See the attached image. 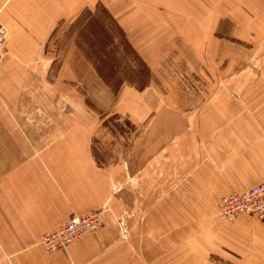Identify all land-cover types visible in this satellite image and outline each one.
Returning <instances> with one entry per match:
<instances>
[{"label": "crops", "instance_id": "1", "mask_svg": "<svg viewBox=\"0 0 264 264\" xmlns=\"http://www.w3.org/2000/svg\"><path fill=\"white\" fill-rule=\"evenodd\" d=\"M207 1L212 14L197 13L190 0H111L100 7L91 0H0V21L10 32L0 71V176L11 177L4 182L11 183V194L4 188L8 193L0 198V260L158 264L160 241L199 239L206 250L202 240L209 229L220 256L224 242L251 258L257 248H264V224L239 219L229 223L233 232L225 235L217 222L225 195L264 183V56L246 55L239 44L220 35L252 44L257 31L250 27L252 7L241 0ZM85 8L87 20L59 67H53L55 59L47 56V48L56 23ZM237 14L249 19L230 18ZM81 30L89 38L81 39ZM98 30L104 34L102 41L96 39ZM177 46L191 65H210L205 75L218 83L205 112L193 119L182 115L172 93L167 101L153 87L149 69L146 83L129 81L137 76L127 72L132 57L154 71ZM87 47L108 49L102 54L108 65L112 48H119L120 70L110 71L118 74H112L119 79L115 91L96 69L101 59H90ZM262 60V76L250 69L247 73L263 82L241 87L244 71L237 72V66ZM245 91L246 104L239 102ZM115 95L116 102H109ZM86 99L102 111L129 117L134 125L150 118L128 167H98L91 142L103 133ZM108 143L113 154H121ZM106 207L102 227L66 251L51 254L40 245L44 233L73 216ZM125 211L134 217H124Z\"/></svg>", "mask_w": 264, "mask_h": 264}, {"label": "rangeland", "instance_id": "2", "mask_svg": "<svg viewBox=\"0 0 264 264\" xmlns=\"http://www.w3.org/2000/svg\"><path fill=\"white\" fill-rule=\"evenodd\" d=\"M66 2H70V0H66ZM190 2L192 7L195 9L197 13L205 12L212 14L214 12L213 9H209L211 1L190 0ZM110 3L111 0H93V1L91 0V4L92 6L94 5V7L95 6L100 7V6H104V4L107 5ZM207 3L209 4L208 6L206 5ZM241 3L248 7H252L251 13L254 18L251 17V20L253 19V23L251 24L250 27L257 28L256 33H254L255 43L253 42L252 44H250L248 43V41L243 42V40L235 38L233 36H228L225 33L224 34L220 33L221 38L239 44L243 51H248L246 55H250L252 57L264 56V0H241ZM86 10L88 9L85 8L78 16L72 17L69 20H65V22L59 21L56 23L54 32L51 35V39L49 40V45L47 48V56H50L53 59H55L53 62V67L58 68L59 67L58 63H61V61L64 60L65 55L69 49V46L71 45L70 41L72 40V38H76L74 35L75 32L77 31V29H81L83 23H85V20H87V17L84 16ZM177 16L181 17L180 15ZM168 18H170V16ZM210 18H212V16L209 15V19ZM230 18L241 20L244 21L245 23L249 19L248 17L239 14L232 16ZM254 19H256L255 22ZM197 20L193 19L192 22L199 23V21ZM95 28L97 29V26ZM80 32L82 34L80 37L81 39L89 38L88 37L89 34H87V31L84 32L83 30H81ZM96 32H97L96 39H99L101 41L105 39L103 32L99 30ZM177 44H181V41L179 39H177ZM85 51L88 52L90 59L99 56L101 60L95 63L96 69L98 70L99 73L106 76L107 79L106 82L111 84L112 89L115 91V87H118L119 79L115 77L118 74H113V73H115L121 66L119 61L120 59L119 48L118 47L112 48V56H111L113 61L112 65H108V62H106L107 58L104 59V57H102V54L104 52L105 54L109 53L108 49H104L102 47H95L93 49L92 47L90 48L87 47L85 48ZM92 51L97 52V54L95 53L94 55ZM187 51L189 52L190 55H192V57H195L193 48L188 47ZM127 53L130 57H132V54L129 53V51H127ZM99 58H97V60ZM136 59L137 58H135V62H134L133 57L131 58L132 64L130 62V65H128L129 66L128 69L126 65L122 64L124 67L123 69L124 70L127 69L129 75L131 73V74H135L134 76H137V78L131 79L129 81L133 83L136 81L139 83H146L148 69H149L150 72L149 82L151 83L153 82V87L156 88V90L161 94V96L167 99V101L169 100L168 98L169 94L172 93V96L174 95V98L178 103L177 104L178 106L176 107H179V109H181L180 111L183 116H185L188 119L189 118L193 119L195 116H200L205 112L207 102L213 95L212 94L213 90L211 89H213L218 84V83L216 84L217 81H215V79L205 75L206 72H210V70H212L210 65L207 64H203L202 66L201 64L191 65L189 58L187 57L184 49L180 48L179 46H177V49L169 53V55L165 56L161 60V62L158 65H156V67H154V71H151L150 68H148V66L145 63L144 64L138 63ZM221 62L222 59L220 60V64ZM225 68L226 67H223V69ZM247 69L253 71L254 75L260 74L262 76L263 60L262 63L259 64L247 63L246 61H243L242 64L237 66L236 68L237 72L244 71V73H242L241 75L245 79H241L239 81L241 87L244 88H247L248 86L253 87L252 84L254 82H256L257 84L263 82L262 80L255 81L253 75H250L248 77L249 74L247 73ZM110 71L113 73H111ZM112 74L115 76H113ZM80 92L82 94H86L82 87H80ZM116 98H118L117 95L111 96L110 100L108 101L110 102L113 100V102H116L117 100ZM86 101H88L87 103L89 104V107L92 110H94L93 114H95L94 116L95 119L97 120L96 122L97 129L99 128V130L103 133L102 135L97 134L93 136L91 142V150L93 155L95 156L98 167L112 168L114 166L121 164L124 167H128L129 162L133 157L136 144L141 139L142 135L145 133L147 128L146 124L150 120V118L148 117L142 125H134L130 121L129 117L125 115H120L114 111H109V110L102 111L98 109L95 105H94L95 107H93L92 102L90 100L86 99ZM239 102L245 104L248 102L246 91L241 96H239ZM227 114L228 116H231L230 112L229 113L227 112ZM3 129L6 130L5 128ZM109 140L112 141L113 145L120 150L121 152L120 155L116 156L115 154H113L110 146H108ZM6 178H11V177L0 176V187H1L0 198L3 199L5 198V195L8 193V191L3 190L4 188L6 189L7 187H9L10 189L9 192L11 194V183L10 185L6 183L4 184ZM235 192L238 191L231 192L228 195H225L224 197H227ZM3 194H5L4 197ZM106 210H108L107 207L97 212H100L103 215L104 212H106ZM123 216L134 217V214L125 211ZM239 219H247L255 222L256 224H264V220L263 221L257 220L251 216H243ZM218 220L219 221L217 222H221L223 224V229L221 231L225 235H231V232H233V230L229 228L230 227L229 223L232 222H226L220 219V208H219ZM240 229H246V227ZM211 233L212 231L209 229L207 239L202 240V242L206 241L207 243L206 250H204L203 245L200 243L201 240L199 239L182 240L178 244L175 242L173 243L169 242L167 240L160 241L161 252L158 257V261H157L158 264H246L245 259L253 261L254 264H264L263 247L257 248L256 254L253 255V258H251L244 254V252L246 251H243L242 248L236 246L234 249L227 242H224L225 251L223 253V256H220V254L218 253L220 248L219 246H217L215 240L211 239ZM239 240L243 245L246 244V240L242 238ZM8 263H11L9 258L6 256L5 257L1 256L0 264H8Z\"/></svg>", "mask_w": 264, "mask_h": 264}, {"label": "built area", "instance_id": "3", "mask_svg": "<svg viewBox=\"0 0 264 264\" xmlns=\"http://www.w3.org/2000/svg\"><path fill=\"white\" fill-rule=\"evenodd\" d=\"M9 29L0 21V71L8 53ZM220 219L234 222L243 216L264 220V183L244 192H235L224 197L219 204ZM104 224L103 215L93 212L71 218L63 226L45 233L40 239L41 246L48 253L66 251L79 239L96 231Z\"/></svg>", "mask_w": 264, "mask_h": 264}]
</instances>
